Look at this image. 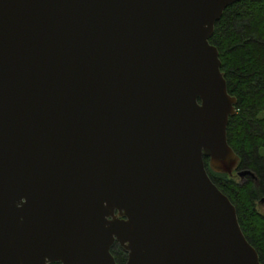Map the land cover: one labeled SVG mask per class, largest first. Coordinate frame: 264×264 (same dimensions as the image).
I'll list each match as a JSON object with an SVG mask.
<instances>
[{
    "label": "water",
    "instance_id": "95a60500",
    "mask_svg": "<svg viewBox=\"0 0 264 264\" xmlns=\"http://www.w3.org/2000/svg\"><path fill=\"white\" fill-rule=\"evenodd\" d=\"M237 1L0 0V264H262L205 163L239 162Z\"/></svg>",
    "mask_w": 264,
    "mask_h": 264
},
{
    "label": "trees",
    "instance_id": "16d2710c",
    "mask_svg": "<svg viewBox=\"0 0 264 264\" xmlns=\"http://www.w3.org/2000/svg\"><path fill=\"white\" fill-rule=\"evenodd\" d=\"M209 42L218 49L227 90L236 98L227 140L239 162L232 175L212 171L207 158L205 163L212 181L234 204L242 232L264 264V215L256 208L264 197V0L227 6ZM110 251L116 264L125 263L127 253L118 243Z\"/></svg>",
    "mask_w": 264,
    "mask_h": 264
},
{
    "label": "rangeland",
    "instance_id": "374dc122",
    "mask_svg": "<svg viewBox=\"0 0 264 264\" xmlns=\"http://www.w3.org/2000/svg\"><path fill=\"white\" fill-rule=\"evenodd\" d=\"M256 208L262 215H264V197L256 201Z\"/></svg>",
    "mask_w": 264,
    "mask_h": 264
}]
</instances>
